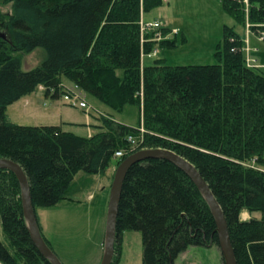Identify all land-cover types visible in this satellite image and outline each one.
<instances>
[{
    "label": "trees",
    "instance_id": "trees-1",
    "mask_svg": "<svg viewBox=\"0 0 264 264\" xmlns=\"http://www.w3.org/2000/svg\"><path fill=\"white\" fill-rule=\"evenodd\" d=\"M219 1L238 22L264 31V0H246L248 13L245 0ZM161 4L0 0V158L23 168L37 211L72 202L80 171L103 174L112 159L116 167L141 149L170 150L209 185L237 264H264V171L249 164L264 166V71L246 64L240 36L226 25L214 64L169 65L165 58L142 64L146 48L177 47L175 39H154L167 28L140 32L141 13ZM35 52L38 64L26 68L25 57ZM63 77L114 111L138 105L144 133L111 114L97 117L90 136L11 121L8 105L39 86L45 96L58 98L66 92ZM118 150L123 156L116 159ZM20 194L16 176L0 169V264H50L30 239ZM125 230L142 232L143 264H174L190 245L217 244L214 219L198 188L164 159L142 160L127 171L116 237Z\"/></svg>",
    "mask_w": 264,
    "mask_h": 264
},
{
    "label": "rangeland",
    "instance_id": "rangeland-1",
    "mask_svg": "<svg viewBox=\"0 0 264 264\" xmlns=\"http://www.w3.org/2000/svg\"><path fill=\"white\" fill-rule=\"evenodd\" d=\"M244 5V13H248L246 0ZM158 10L162 17H167L170 26L156 16ZM151 22L158 24L159 28L165 26L167 31H160L159 36L174 37L177 47L164 50L166 46H156L152 51L146 48L142 53V64L151 65L158 58H165L169 65L214 64V52L221 43L225 25L240 36L242 52L245 57L249 56L251 65L264 64V31L259 26L255 30L251 29L253 25L247 21L245 24L238 22L223 10L219 0H162L160 6L141 13L140 32L148 31V27H143ZM39 58L38 52L26 56V68L38 64ZM62 80L61 87L74 94V100L81 98L86 103L85 108L70 106L62 95L58 98L45 96V88L39 86L7 106L6 111L11 120L23 126L61 125L77 135L89 136L95 132L97 117L111 114L118 122L142 128V113L138 105L127 104L122 110L114 111L66 78ZM63 121L80 123L82 126H68ZM139 133H144V130ZM113 162L115 159H112V164L103 174L78 172L72 183V202L64 201L55 206L36 209L42 236L62 264L100 263L110 186L115 172ZM249 164L264 171L263 165L254 162ZM247 214L244 212L243 219L249 217ZM143 249L142 232L125 230L119 238L116 237L113 262L143 264ZM174 264H224V261L218 245L210 243L188 246L175 258Z\"/></svg>",
    "mask_w": 264,
    "mask_h": 264
},
{
    "label": "water",
    "instance_id": "water-1",
    "mask_svg": "<svg viewBox=\"0 0 264 264\" xmlns=\"http://www.w3.org/2000/svg\"><path fill=\"white\" fill-rule=\"evenodd\" d=\"M146 159H164L172 162L183 171L198 188L201 196L207 203L214 219L217 232V245L220 249L224 264H237L234 249L231 244L227 222L221 206L213 195L209 185L200 175L196 167L187 159L166 149H141L125 158L116 166L110 186L107 205L106 223L104 231L103 253L99 264H112L115 253L116 224L123 183L127 171L134 164ZM0 169L11 171L17 178L20 187L22 214L34 246L50 264H62L57 255L46 243L41 234L35 208L32 204L30 185L23 168L16 162L0 158Z\"/></svg>",
    "mask_w": 264,
    "mask_h": 264
},
{
    "label": "built area",
    "instance_id": "built-area-1",
    "mask_svg": "<svg viewBox=\"0 0 264 264\" xmlns=\"http://www.w3.org/2000/svg\"><path fill=\"white\" fill-rule=\"evenodd\" d=\"M158 26H159L158 24H153V23H151V24H148V25H144L143 28H147V27H148V29H152V28H156V27H158ZM78 97H79V96H78ZM79 98H80V97H79ZM64 99H65L69 104H71L72 106H78V107H80V108H85V107H86V103H85L84 101H82L81 98H80V99H76V100H74V94H71L69 91H68L66 94H64ZM128 142H129L130 144H134V143H135V140H134V138H133L132 136H130V137L128 138ZM114 155H115V157L120 158V157L123 156V151L118 150V151L115 152Z\"/></svg>",
    "mask_w": 264,
    "mask_h": 264
},
{
    "label": "crops",
    "instance_id": "crops-1",
    "mask_svg": "<svg viewBox=\"0 0 264 264\" xmlns=\"http://www.w3.org/2000/svg\"><path fill=\"white\" fill-rule=\"evenodd\" d=\"M179 1H183V0H179ZM160 13H161V11L160 10H158V12H157V15L156 16H158L160 19H162L168 26H170L169 25V21H168V19H166L167 17H165V16H161L160 15ZM142 17L144 18V14L142 15ZM143 20H145V18L143 19ZM149 22V21H148ZM174 29H176V28H174ZM176 37V36H175ZM246 58V60H247V62H248V64H250L251 65V63H250V58H249V56L248 57H245ZM249 60H248V59ZM252 66H254V65H252ZM254 67H259L260 69H263V71H264V64H259V65H255ZM63 104V103H62ZM63 105H65V104H63ZM7 110V109H6ZM7 112V111H6ZM8 114V113H7ZM61 114V113H60ZM8 116H9V114H8ZM9 118L11 119V117L9 116ZM12 121V120H11ZM13 122V121H12ZM66 123H68V126H82V124H80V123H76V122H72V121H63V124H66ZM39 126H61V125H54V124H50V125H39ZM62 127V126H61ZM63 128V127H62ZM64 129V128H63ZM65 130V129H64ZM65 131H68V130H65ZM69 132H71V131H69ZM73 133V132H72ZM93 134V133H92ZM92 134H90V135H92ZM89 135V136H90ZM81 136V135H80ZM248 215V214H247ZM242 216H244V212L242 213ZM242 219H243V217H242ZM247 219V218H246Z\"/></svg>",
    "mask_w": 264,
    "mask_h": 264
}]
</instances>
